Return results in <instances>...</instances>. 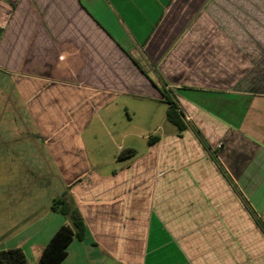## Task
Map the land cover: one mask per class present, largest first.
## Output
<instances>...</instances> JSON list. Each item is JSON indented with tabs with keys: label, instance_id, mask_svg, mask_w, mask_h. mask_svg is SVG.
I'll return each mask as SVG.
<instances>
[{
	"label": "crops",
	"instance_id": "0c3cea01",
	"mask_svg": "<svg viewBox=\"0 0 264 264\" xmlns=\"http://www.w3.org/2000/svg\"><path fill=\"white\" fill-rule=\"evenodd\" d=\"M164 89L264 223V0H0V153L17 144L3 116L22 107L34 128L10 204L0 190V251L39 264L68 193L86 235L60 264H264V233L192 129L160 121L141 155L118 145L136 151L121 163L83 140ZM51 164L61 187L40 204Z\"/></svg>",
	"mask_w": 264,
	"mask_h": 264
},
{
	"label": "rangeland",
	"instance_id": "374dc122",
	"mask_svg": "<svg viewBox=\"0 0 264 264\" xmlns=\"http://www.w3.org/2000/svg\"><path fill=\"white\" fill-rule=\"evenodd\" d=\"M10 100V99H4V101ZM14 101V100H13ZM8 102V101H7ZM129 113L122 110V116L125 119V123H120L117 125L115 129L114 127L111 128L109 126V129L104 128H98L96 130H88L84 132L83 134V140L85 142H102L104 144H114L115 152L116 154L120 155L121 151L118 150V145H123V142H131L133 146H135V149L138 151L139 155L147 151L148 146V138L150 136H159L157 133L154 132L153 127L156 125H159L160 121H163L164 123L167 122L166 119V110L167 105L162 104H156L151 101H144V100H137V99H130L129 100ZM22 107L18 108V113H16L14 116L11 115H5L3 116L2 121V130H8L10 132H3L1 136L4 138L7 137L8 134H11L12 136V142H16L14 146L20 147V145L31 144L33 142L29 136L28 132L31 133V130L34 128L32 126V122L28 119V117L23 114ZM11 110V109H10ZM13 112H17V109H13ZM130 119V120H129ZM123 129V130H122ZM125 129V130H124ZM35 133V132H34ZM128 133V138L123 140L122 135ZM32 134V133H31ZM35 142H38L36 139ZM130 144V143H129ZM130 144L131 147H133ZM109 145H106L109 146ZM14 146L11 147H4L2 149L3 154L0 153V190L3 191L4 195L2 196V204H10L11 199H8L10 196H6L7 194V188L12 186V183H17L16 180V161L13 160L14 155ZM130 146H127L128 148ZM12 151V153H11ZM37 155V154H36ZM118 163H121L122 161L117 158ZM47 162V161H46ZM38 161L36 160L34 165H38ZM118 163L116 162L114 165L117 167ZM22 165V163H18V165ZM48 163L46 164V166ZM44 170L45 174H44ZM54 166L51 164L49 168L45 167L42 168L41 171L36 170V179H35V186L36 188L45 186L46 192L39 196V199H36V202H40V204H43L44 199L46 198V203L50 197H54V192L57 191L61 186L59 184V180L55 181L53 179V175L55 172L53 171ZM43 171V172H42ZM39 175V176H38ZM52 186H50V184ZM6 192V193H5ZM68 192V191H67ZM62 197V196H60ZM57 197V198H60ZM53 199V198H51ZM56 199V198H55ZM53 201V200H51ZM1 202V200H0Z\"/></svg>",
	"mask_w": 264,
	"mask_h": 264
},
{
	"label": "trees",
	"instance_id": "16d2710c",
	"mask_svg": "<svg viewBox=\"0 0 264 264\" xmlns=\"http://www.w3.org/2000/svg\"><path fill=\"white\" fill-rule=\"evenodd\" d=\"M170 93L171 92L169 90H163V103L167 105L166 119L168 122L177 128L179 136H181L182 132L186 131L187 129H192L195 136L200 141L204 149L209 153L222 175L227 179L238 196L242 198L244 207L264 233V223L261 221V219L250 206L249 202L242 196L236 185L229 177L218 158L217 152H214L211 149L198 128L193 125L192 122L187 120L184 111L171 98ZM158 140V136H152L149 138L148 144L152 145ZM135 155L136 151L134 149H125L120 153L118 159H130ZM51 210L55 213L61 214L68 223L63 225L54 234L49 243L43 249L39 258V264H60L68 254V246L74 240L83 241L86 235V225L84 219L73 200L69 197L68 193H65L60 198L54 199L51 204ZM0 264H28V259L23 250L20 248L3 250L0 251Z\"/></svg>",
	"mask_w": 264,
	"mask_h": 264
},
{
	"label": "built area",
	"instance_id": "2783aa9c",
	"mask_svg": "<svg viewBox=\"0 0 264 264\" xmlns=\"http://www.w3.org/2000/svg\"><path fill=\"white\" fill-rule=\"evenodd\" d=\"M220 148H221V146L219 145V146H218V149H220ZM213 151H214V152H217V150H213Z\"/></svg>",
	"mask_w": 264,
	"mask_h": 264
}]
</instances>
